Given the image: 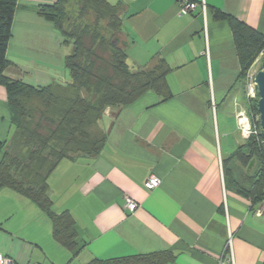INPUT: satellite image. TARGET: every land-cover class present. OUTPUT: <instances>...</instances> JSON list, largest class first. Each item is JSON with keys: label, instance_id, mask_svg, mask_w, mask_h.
I'll list each match as a JSON object with an SVG mask.
<instances>
[{"label": "crops", "instance_id": "0c3cea01", "mask_svg": "<svg viewBox=\"0 0 264 264\" xmlns=\"http://www.w3.org/2000/svg\"><path fill=\"white\" fill-rule=\"evenodd\" d=\"M120 5L128 62L161 63L171 97L147 93L117 116L104 115L96 156L63 159L49 174L55 212L75 221L77 255L56 241L49 216L9 189L0 191V255L13 264H88L172 252L168 264H264V214L227 184L223 161L243 145L236 122L249 112L246 80L222 11L264 34V0H108ZM53 0H18L5 74L35 87L71 81V47L38 14ZM252 70V69H251ZM0 85V141L15 131ZM155 176L160 184L148 189ZM130 198L139 204L126 208Z\"/></svg>", "mask_w": 264, "mask_h": 264}, {"label": "trees", "instance_id": "16d2710c", "mask_svg": "<svg viewBox=\"0 0 264 264\" xmlns=\"http://www.w3.org/2000/svg\"><path fill=\"white\" fill-rule=\"evenodd\" d=\"M53 1L39 7L38 14L61 33L64 45L71 46L65 68L71 82L85 89L88 97L56 95L60 88L31 86L5 74L12 66L7 52L18 0H0V85L7 90L15 127L9 141H0V191L12 190L35 203L49 216L56 241L77 255L75 221L69 212L53 209L48 176L63 159L99 153L105 136L92 143L91 152L74 153L71 147L80 139H90L84 128L93 115L102 118L110 109L117 116L150 92L163 101L170 98L166 81L169 68L165 63L152 70H135L130 65L126 43L119 37L123 27L119 4L108 0ZM214 14L216 20L230 24L241 65L239 79L245 80L257 57L264 53V34L222 11ZM29 99L39 102L26 107L23 100ZM257 103L258 99L249 102L252 117L259 116ZM255 123L258 134L223 161L227 184L247 198L254 211L264 203V131L259 120ZM175 258L172 252L164 251L88 264H168Z\"/></svg>", "mask_w": 264, "mask_h": 264}, {"label": "built area", "instance_id": "2783aa9c", "mask_svg": "<svg viewBox=\"0 0 264 264\" xmlns=\"http://www.w3.org/2000/svg\"><path fill=\"white\" fill-rule=\"evenodd\" d=\"M180 7L182 14H188L196 10L197 4L191 0H181ZM255 76L256 72L249 71L246 77V94L249 101H254L258 99L257 87L255 84ZM236 122L237 128L244 140H247L253 136H256L259 132V129L256 123L253 120L252 115L248 112L246 108H241L236 113ZM160 181L155 177L151 176L149 180L146 182V187L150 190L155 189L159 186ZM126 208L135 212L139 208V204L128 198L126 202ZM0 264H13V262L2 255H0Z\"/></svg>", "mask_w": 264, "mask_h": 264}, {"label": "rangeland", "instance_id": "374dc122", "mask_svg": "<svg viewBox=\"0 0 264 264\" xmlns=\"http://www.w3.org/2000/svg\"><path fill=\"white\" fill-rule=\"evenodd\" d=\"M120 15L122 16L121 11H120ZM119 37L121 40H123L121 35ZM69 47H71V46H69ZM263 57H264V53L260 54L252 66V71L256 72V74L261 69ZM241 81H243V80H241ZM59 88H60V92H58V93H60V94H56V95H62V96H67V97H76V96H81L84 98L88 97V93L85 89L80 88L78 85L73 84L71 81L68 82L67 84H63ZM38 102L39 101H37L36 99L23 100V103L26 107H29L30 105L32 106L33 104H37ZM104 115H112L111 110L110 109L105 110V112L103 113V116ZM254 117L255 116H253L254 122L259 120V116L255 117V119H254ZM102 118H100L97 114H95L91 117V120H90L91 122L88 121V123L86 124V126L84 128V130L89 134L90 139L88 141L80 139V143H76V144L71 145V147L74 149V153H76L77 151H79L80 153L91 152L92 151L91 150L92 143L94 141L95 142L97 141V143H98L99 141H101L104 138V132L105 131L101 125L106 120L102 119ZM254 168H255V166H253V168L251 169V172ZM242 172H243V170H242ZM41 182H42V179H40V183ZM261 211L264 214V203L261 206Z\"/></svg>", "mask_w": 264, "mask_h": 264}, {"label": "water", "instance_id": "95a60500", "mask_svg": "<svg viewBox=\"0 0 264 264\" xmlns=\"http://www.w3.org/2000/svg\"><path fill=\"white\" fill-rule=\"evenodd\" d=\"M117 43V42H115ZM255 84L258 92V113L260 127L264 131V57L260 71L255 76Z\"/></svg>", "mask_w": 264, "mask_h": 264}]
</instances>
